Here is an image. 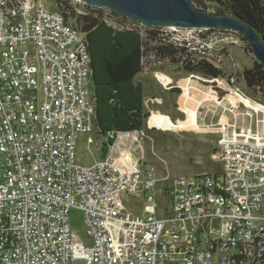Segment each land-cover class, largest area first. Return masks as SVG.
<instances>
[{
    "label": "built area",
    "instance_id": "built-area-1",
    "mask_svg": "<svg viewBox=\"0 0 264 264\" xmlns=\"http://www.w3.org/2000/svg\"><path fill=\"white\" fill-rule=\"evenodd\" d=\"M166 29L173 32L165 33L167 42L184 48L191 64H222L226 37H177L178 27ZM90 81L85 37L57 8L48 10L44 0H0V264L264 260V135L235 128L230 134L233 126L220 121L214 158L221 167L212 173H159L144 161L143 129L119 135L103 159L82 166L78 136L98 135ZM233 82L221 98L216 91L207 96L216 105L242 106L249 117L264 115V105ZM178 88L193 95V88ZM161 200L169 206L163 215ZM132 202L142 203V215ZM71 209L83 214L88 246L69 226Z\"/></svg>",
    "mask_w": 264,
    "mask_h": 264
},
{
    "label": "rangeland",
    "instance_id": "rangeland-1",
    "mask_svg": "<svg viewBox=\"0 0 264 264\" xmlns=\"http://www.w3.org/2000/svg\"><path fill=\"white\" fill-rule=\"evenodd\" d=\"M44 4L50 11L56 9L53 0H44ZM78 11L82 12V7ZM207 12L211 13V10H207ZM107 22L116 30L137 28V26H131L114 16H111ZM166 28L163 27L162 31L171 37L170 34H173V32L168 31ZM178 29H180L179 32L176 33L177 35L175 34L177 37L186 35L203 36L211 33L226 37L227 40L224 45L227 54L218 67L223 73L221 80H211L195 72L187 73L182 69L181 63L170 60L156 61L151 57L149 50L147 51V57L143 58V72L135 77V81L140 82L143 86V109L148 114L142 128L146 133V137L142 142V153L147 165H153L159 173H168L170 177L212 173L218 171L221 167L220 162L214 158L219 151L217 146L219 134L216 129L218 125H215L212 130L211 128L210 130L209 128H199V125L202 126L200 119L204 114L207 124L211 125L218 119L214 118L210 112V114L206 113L207 109L215 111L220 106L219 104L216 105L217 103L215 104L207 96L208 93L216 91L219 98H221L224 96L221 88L227 87L230 78L233 77V83L243 91L246 97L264 105V94H253L248 91L241 77L243 69H248L254 62H258L241 34L228 29ZM220 30H224V32ZM208 31L211 33H208ZM162 78H166L173 85V88L169 90L168 86L170 84L165 83L164 87L163 83H160ZM178 86L185 89L193 88L194 90L189 91L194 95L197 94V99L189 95V92H182ZM87 89L88 95L93 97L91 81ZM199 105L204 108H201L197 114ZM247 120L249 125L244 130L259 133L261 136L264 135V115L253 114L252 117H247ZM227 122L226 116L222 115L221 123ZM240 129L239 127L237 130L240 131ZM234 131L233 127L229 128L230 134ZM88 137L93 139V143L89 145L86 143ZM121 141H125V138H121ZM104 142H106L105 138L97 135L95 131L91 134L79 135L76 140L77 163L82 166H89L100 160L99 149ZM133 156L139 158L140 153L133 154ZM158 204L160 215L169 210L165 200L158 201ZM131 207L136 211V215H142V203L132 202ZM68 220L71 230L77 234L84 245L88 246L90 241L86 235L87 227L84 224L82 212L71 209ZM73 264L85 263L75 261Z\"/></svg>",
    "mask_w": 264,
    "mask_h": 264
},
{
    "label": "trees",
    "instance_id": "trees-1",
    "mask_svg": "<svg viewBox=\"0 0 264 264\" xmlns=\"http://www.w3.org/2000/svg\"><path fill=\"white\" fill-rule=\"evenodd\" d=\"M53 2L73 28L85 37L90 56L98 135H108V140L99 149L101 159L120 134L141 130L148 117L143 109V86L135 81V77L143 72V58L147 57L148 50L156 61L182 63V69L187 73H199L211 80H221L223 77L221 70L206 62L191 64L184 48L168 43L161 28L144 27L107 9L73 3L72 0ZM191 2L202 11L211 10L216 15L240 19L254 30L264 44V0ZM80 7L82 12L78 11ZM111 16L137 28L116 30L107 22ZM241 77L248 91L264 94V67L261 64L254 62L250 68L243 69ZM254 264H264V260Z\"/></svg>",
    "mask_w": 264,
    "mask_h": 264
},
{
    "label": "water",
    "instance_id": "water-1",
    "mask_svg": "<svg viewBox=\"0 0 264 264\" xmlns=\"http://www.w3.org/2000/svg\"><path fill=\"white\" fill-rule=\"evenodd\" d=\"M89 7H99L145 27L233 30L243 36L258 63L264 67V44L240 19L202 11L191 0H80ZM121 136L126 134H120Z\"/></svg>",
    "mask_w": 264,
    "mask_h": 264
},
{
    "label": "crops",
    "instance_id": "crops-1",
    "mask_svg": "<svg viewBox=\"0 0 264 264\" xmlns=\"http://www.w3.org/2000/svg\"><path fill=\"white\" fill-rule=\"evenodd\" d=\"M193 98H196V95H192ZM199 100V98H198ZM220 106H218L216 108V110L214 111L213 115L214 118H218L216 120L215 123L213 124H207L206 123V118H205V114L204 116L202 115V118L200 119V123L206 126H215V125H219L220 121H221V117L222 115L226 116L227 120H228V124H230L231 126H233V128L238 129L239 127L244 130L246 129L248 124V120L247 117H249L247 115V113L245 112L244 108L238 107V108H230L228 102L226 101H222L220 104ZM204 117V118H203ZM202 121V122H201ZM201 126V125H200Z\"/></svg>",
    "mask_w": 264,
    "mask_h": 264
}]
</instances>
